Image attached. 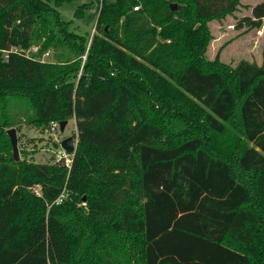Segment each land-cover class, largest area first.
I'll use <instances>...</instances> for the list:
<instances>
[{
    "label": "trees",
    "instance_id": "obj_1",
    "mask_svg": "<svg viewBox=\"0 0 264 264\" xmlns=\"http://www.w3.org/2000/svg\"><path fill=\"white\" fill-rule=\"evenodd\" d=\"M49 1L0 0V127L24 100L36 127L73 119L76 150L69 169L0 162V264H264V66L205 57V22L240 0H96L90 40ZM251 13L236 27L264 0ZM157 27L171 49L148 58ZM78 209L104 229L94 248Z\"/></svg>",
    "mask_w": 264,
    "mask_h": 264
},
{
    "label": "rangeland",
    "instance_id": "obj_2",
    "mask_svg": "<svg viewBox=\"0 0 264 264\" xmlns=\"http://www.w3.org/2000/svg\"><path fill=\"white\" fill-rule=\"evenodd\" d=\"M261 1L240 0L237 9L232 13L205 22V27L210 37L205 52L207 60L211 61L217 55L218 60L229 67H235L241 61L264 66V17L258 28H250L245 24L241 28L236 27L243 18H253L251 13L252 8ZM49 4L54 7L55 0H50ZM55 8L61 19L68 22L69 31L89 36L90 40L94 32V25L99 9L96 0L61 1ZM77 10L81 11V15L75 16ZM172 19L181 24L184 23L180 13L175 14ZM149 27V22L142 20L137 28L144 30ZM159 31L160 29L157 27L156 34L154 33L150 36V40L154 43L153 48H148L147 44L142 45L141 53L144 56L153 58L155 55L151 50L158 47V45L162 46L161 49L164 48L167 51L171 49L169 47V40L162 39L158 35ZM147 43H149L148 39ZM140 46L138 43L137 48H141ZM167 51L163 53L158 51L156 53L157 58L167 69H178L180 67L179 63H176L167 54ZM47 52V55L41 57V59L52 61L53 49H49ZM31 114L32 108L26 101L11 100V105L6 109V116L11 120L12 126L8 128L0 127V162H8L12 158V150L6 135V131L11 128L16 131L18 161L53 164L54 153L60 147L59 143L62 139L72 137L76 142V128L73 119L67 121L63 132H60L59 127L51 132L49 130L50 126L39 128L28 123L26 120ZM38 189L39 187H35L34 192L36 194L39 192ZM67 214L68 217L73 219L71 225L77 229L73 234L78 239V246L81 244L82 246H88V248H94L92 243L95 242V246L100 243L102 239L98 236L97 225L91 223L88 218L84 219V212L82 210H79L76 215L73 212H67ZM98 229L100 232L104 231L101 226Z\"/></svg>",
    "mask_w": 264,
    "mask_h": 264
},
{
    "label": "water",
    "instance_id": "obj_3",
    "mask_svg": "<svg viewBox=\"0 0 264 264\" xmlns=\"http://www.w3.org/2000/svg\"><path fill=\"white\" fill-rule=\"evenodd\" d=\"M170 10L171 11L176 10V5L171 4ZM66 123H67V121H63V122L59 123L60 132H63ZM6 134L10 140V145H11V150H12V158L15 162H17L19 160V158H18V149H17V141H16V131L13 128H11V129L6 131ZM76 143H77V141L75 142L72 137H67V138H64L60 141L59 146L65 152L72 154L76 150Z\"/></svg>",
    "mask_w": 264,
    "mask_h": 264
},
{
    "label": "built area",
    "instance_id": "obj_4",
    "mask_svg": "<svg viewBox=\"0 0 264 264\" xmlns=\"http://www.w3.org/2000/svg\"><path fill=\"white\" fill-rule=\"evenodd\" d=\"M133 10H137V7H133ZM37 50V47H32L29 50L23 52L25 54V56H29V52L33 51L35 52ZM48 52L44 53L42 57H44L45 55H47ZM50 126V127H49ZM49 130L51 132H53L56 128L59 127V123L57 122H50L49 124ZM74 153L70 154L65 152L62 148H58V150L54 153V163H60L61 165H63L64 167H67L68 169L71 166V162H72V156ZM61 201V199L57 200V203H59Z\"/></svg>",
    "mask_w": 264,
    "mask_h": 264
}]
</instances>
